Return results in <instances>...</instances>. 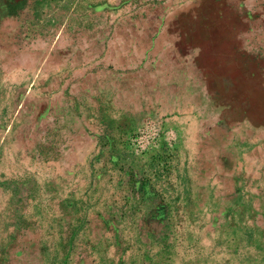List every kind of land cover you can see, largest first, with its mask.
<instances>
[{"label":"rangeland","instance_id":"rangeland-1","mask_svg":"<svg viewBox=\"0 0 264 264\" xmlns=\"http://www.w3.org/2000/svg\"><path fill=\"white\" fill-rule=\"evenodd\" d=\"M0 264H264V0H0Z\"/></svg>","mask_w":264,"mask_h":264}]
</instances>
